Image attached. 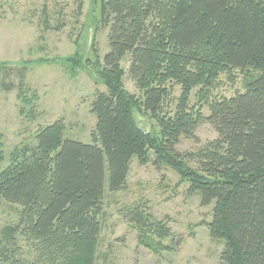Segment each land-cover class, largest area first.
Segmentation results:
<instances>
[{"label":"trees","instance_id":"1","mask_svg":"<svg viewBox=\"0 0 264 264\" xmlns=\"http://www.w3.org/2000/svg\"><path fill=\"white\" fill-rule=\"evenodd\" d=\"M96 1L110 51L98 65L106 92L92 104L93 144L65 140V124L57 121L0 172V197L20 208L18 225L5 229L0 264H96L107 176L110 192L123 190L133 159L148 165L150 152L157 170L167 167L190 183L201 206L215 204L206 226L225 242L226 264H264V0ZM127 55L143 100L124 87ZM236 71L243 91L209 101L218 75ZM170 81L183 94L166 117ZM197 87L208 116L187 107ZM139 110L157 121L159 135L138 125ZM204 123L218 138L178 153L181 138L195 139ZM130 221L160 240L172 237L146 210H133ZM16 233L33 248L32 261L22 256Z\"/></svg>","mask_w":264,"mask_h":264},{"label":"rangeland","instance_id":"2","mask_svg":"<svg viewBox=\"0 0 264 264\" xmlns=\"http://www.w3.org/2000/svg\"><path fill=\"white\" fill-rule=\"evenodd\" d=\"M100 11L96 0H0V172L19 151L36 145L40 130L57 121L65 124V140L93 144L97 120L92 104L98 92H106L98 65L110 51L109 29L102 26ZM121 65L125 89L143 100L129 76V55ZM217 79L209 101L243 91L238 71L234 77L221 73ZM167 87L162 110L173 117L183 90L174 81ZM201 97V88H194L187 107L208 116ZM136 121L159 135L157 121L143 110L136 113ZM195 135L182 137L176 151L194 152L218 138L207 123ZM150 155L148 165L133 159L126 186L119 192H110L107 176L96 264H226L221 258L225 242L212 238L206 226L215 204L201 206L190 183L167 167L157 170L154 153ZM135 209L146 210L151 223L164 222L172 237L160 240L149 227L131 222ZM19 219L20 208L0 197V247L8 241L5 229L16 227ZM16 241L22 256L32 261L34 250L21 233Z\"/></svg>","mask_w":264,"mask_h":264}]
</instances>
